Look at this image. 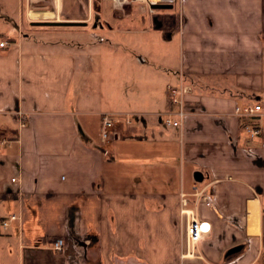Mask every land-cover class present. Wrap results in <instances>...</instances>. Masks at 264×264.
<instances>
[{
  "label": "crops",
  "instance_id": "0c3cea01",
  "mask_svg": "<svg viewBox=\"0 0 264 264\" xmlns=\"http://www.w3.org/2000/svg\"><path fill=\"white\" fill-rule=\"evenodd\" d=\"M98 1L95 23L91 0L41 13L40 1L0 0V264H223L239 245L231 263L264 264V0L153 13ZM44 21L87 26L33 25ZM181 85L195 110L182 131L162 122ZM255 106L256 120L235 115ZM104 114L133 117L119 140L100 137ZM255 123L263 136L249 142ZM182 194L211 225L203 260L182 259Z\"/></svg>",
  "mask_w": 264,
  "mask_h": 264
},
{
  "label": "built area",
  "instance_id": "2783aa9c",
  "mask_svg": "<svg viewBox=\"0 0 264 264\" xmlns=\"http://www.w3.org/2000/svg\"><path fill=\"white\" fill-rule=\"evenodd\" d=\"M117 8H123L124 5L130 4L132 2L139 3L148 8V10L153 13L154 9L151 8L153 5H169L173 7H177L182 9L183 2L185 0H112ZM6 43H1L0 47H5ZM188 90L184 86H170L168 88V96L170 98V102L173 106L177 108V111L173 114H167L163 118V123L167 127L177 128L179 130H184L185 125L192 115L194 109L186 108V100L185 96H187ZM263 109L261 106H255L254 108L246 107V108H236L235 115L238 118L245 119L246 117H251L254 120L258 119L257 114L262 112ZM132 116H120L113 114H104L101 119V129L99 132L100 137L105 140L109 138V129L114 127L116 123L131 125L132 124ZM247 138L249 142H253L256 139L263 136V128L259 126L257 123L254 125H249L245 127ZM114 139L120 138V133L112 134ZM6 144V139L3 137L2 133H0V149H3ZM195 205L196 207L202 203L201 200L203 198V192L196 191L195 194ZM181 204V215L186 219V235H187V253L183 254L182 259L193 258L203 260L204 257L198 251V246L200 243L206 240L207 236L211 233V225L205 220H201L197 215L195 210L190 208V202L187 195L182 194L180 198ZM18 217L16 215H12L9 220H5L2 222V227L4 230H7L12 221H16ZM64 241L63 239H57L52 243V249L57 252L63 251ZM197 253V254H196ZM234 264V263H227Z\"/></svg>",
  "mask_w": 264,
  "mask_h": 264
},
{
  "label": "rangeland",
  "instance_id": "374dc122",
  "mask_svg": "<svg viewBox=\"0 0 264 264\" xmlns=\"http://www.w3.org/2000/svg\"><path fill=\"white\" fill-rule=\"evenodd\" d=\"M35 1H37V2H41V4L42 5H45V7H43V6H40L38 9H40V10H37V8H33V6L31 5V7H30V10L31 9H36L37 11H39L40 13L41 12H43L44 10H49L48 9V5L47 4H50L49 3V1H51V0H35ZM93 1V16H94V19H100V10H99V6L97 5L99 2H97L96 4L94 3V0H91V2ZM88 2H89V0H88ZM87 5V0H83V5ZM124 7V6H123ZM85 8V7H84ZM125 8H126V6H125ZM124 8H122L121 10H123ZM173 9H174V7H173ZM173 9L171 10V11H173ZM88 10V9H87ZM35 11V10H34ZM122 12V11H121ZM53 14V13H52ZM26 17H27V14L25 15ZM51 17H53V16H51ZM43 19H41V21H42ZM44 22H46V21H44ZM56 22H59V21H56ZM28 29H30V28H28ZM31 30V29H30ZM41 32H44V31H46V32H48V31H50V32H55V33H58V32H68L69 33V31L70 30H72V28L71 27H63V28H59V27H51V28H44V27H42L41 29ZM59 30V31H58ZM61 30V31H60ZM94 33H96L97 35H99V36H102L104 33L103 32H98V31H95ZM118 46V45H117ZM120 47H122V46H120ZM129 49V48H128ZM132 60H134L135 61V57L137 56V59H139V57H143V56H141V54H136V50L134 49V48H131V50H130V52H128V53H126ZM140 62V61H139ZM169 88V87H168ZM167 94H168V90H167ZM186 102V101H185ZM186 108H190V109H192L191 107H188L187 106V103H186ZM162 122H163V119H162ZM164 124V123H163ZM165 126V125H164ZM167 127V126H166ZM121 130H123V126H122V124L121 123H116L115 124V126L114 127H112V128H110L109 129V138H107V139H105V141H110V140H115L114 139V136L112 135V134H114V133H121L122 131ZM118 140H119V138H118ZM208 203H211V202H208ZM201 245L200 246H202V243H200ZM199 251H201V250H199ZM197 254V253H196ZM202 255H204L203 254V252L201 253ZM192 260V259H191ZM194 260H196V259H194ZM196 261H198V260H196ZM210 264H215V262L213 261V260H209L208 261ZM197 263H199V262H197ZM200 264H206V263H202V262H200Z\"/></svg>",
  "mask_w": 264,
  "mask_h": 264
},
{
  "label": "water",
  "instance_id": "95a60500",
  "mask_svg": "<svg viewBox=\"0 0 264 264\" xmlns=\"http://www.w3.org/2000/svg\"><path fill=\"white\" fill-rule=\"evenodd\" d=\"M152 9L154 10H172L173 6H169V5H153L151 6ZM98 18L95 19V23L98 22ZM34 26H41V27H66V26H76V27H81V26H87V23L85 22H54V21H46V22H35L33 24ZM95 27H97V24H95ZM195 180L197 183H201L203 181V174L200 172H197L195 174ZM244 246L243 245H239V246H235L233 248H231L230 250H228V252L226 253L225 257H231L233 255L239 254L240 252H242Z\"/></svg>",
  "mask_w": 264,
  "mask_h": 264
},
{
  "label": "trees",
  "instance_id": "16d2710c",
  "mask_svg": "<svg viewBox=\"0 0 264 264\" xmlns=\"http://www.w3.org/2000/svg\"><path fill=\"white\" fill-rule=\"evenodd\" d=\"M97 2H99L98 0H94V3L96 4ZM236 256H231V257H228V258H224V261H223V264H227L230 262V260H232L233 258H235Z\"/></svg>",
  "mask_w": 264,
  "mask_h": 264
}]
</instances>
